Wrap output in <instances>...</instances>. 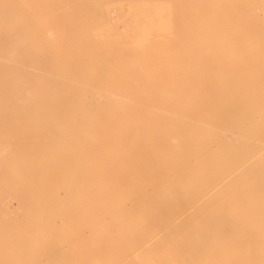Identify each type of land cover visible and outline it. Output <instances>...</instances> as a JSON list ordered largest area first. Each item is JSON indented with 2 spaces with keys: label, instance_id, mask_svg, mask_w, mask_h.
Wrapping results in <instances>:
<instances>
[{
  "label": "bare ground",
  "instance_id": "obj_1",
  "mask_svg": "<svg viewBox=\"0 0 264 264\" xmlns=\"http://www.w3.org/2000/svg\"><path fill=\"white\" fill-rule=\"evenodd\" d=\"M79 235L78 264H264V0H0V264Z\"/></svg>",
  "mask_w": 264,
  "mask_h": 264
},
{
  "label": "rangeland",
  "instance_id": "obj_2",
  "mask_svg": "<svg viewBox=\"0 0 264 264\" xmlns=\"http://www.w3.org/2000/svg\"><path fill=\"white\" fill-rule=\"evenodd\" d=\"M13 199H14V201H12ZM17 204H18V201L15 198H11L8 201V207H9V210L11 212V218L13 220L11 222L13 227H21L25 223V219L23 218L24 213L22 212V210L20 209V207ZM77 223H78V221H76V219H70V220L66 221L65 223H62L59 221V225L65 229H66V227H70L71 225H75ZM80 223H78V225ZM86 238L87 237H85V239H84V237L79 235V236H76L75 238L73 237V239H71L69 242H66V240H60L59 246H56L54 248L56 258L62 259V260H66V259L69 260L70 259L73 261V263L76 264L79 260L83 259V255H78L77 253L71 254L72 252H71L70 246H71V244H76V243H78L79 245L80 244L84 245L86 243V241H89V238H87L88 240H86ZM131 259L132 258L128 259L129 261L126 260V262L123 264H133L134 260L133 259L131 260ZM44 264H46V261L44 262Z\"/></svg>",
  "mask_w": 264,
  "mask_h": 264
}]
</instances>
